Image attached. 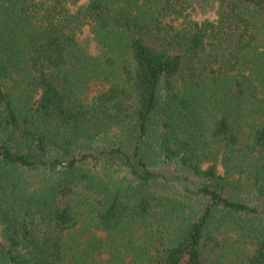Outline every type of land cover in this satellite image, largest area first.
<instances>
[{
    "label": "trees",
    "instance_id": "obj_1",
    "mask_svg": "<svg viewBox=\"0 0 264 264\" xmlns=\"http://www.w3.org/2000/svg\"><path fill=\"white\" fill-rule=\"evenodd\" d=\"M0 264H264V0H0Z\"/></svg>",
    "mask_w": 264,
    "mask_h": 264
},
{
    "label": "rangeland",
    "instance_id": "obj_2",
    "mask_svg": "<svg viewBox=\"0 0 264 264\" xmlns=\"http://www.w3.org/2000/svg\"><path fill=\"white\" fill-rule=\"evenodd\" d=\"M196 19H198V20L214 19V16L212 13H209L207 15L198 16ZM77 40L82 46L88 47V51L91 55H97L98 54L97 46H96L95 42L92 40V34L89 32L88 27H85L83 29V31L77 35ZM97 89H98V87L92 86L90 94L93 95ZM97 235L99 237L103 236V234L101 232L97 233Z\"/></svg>",
    "mask_w": 264,
    "mask_h": 264
}]
</instances>
